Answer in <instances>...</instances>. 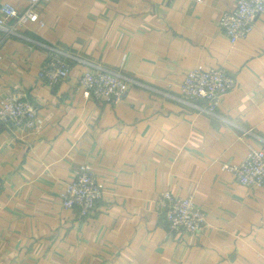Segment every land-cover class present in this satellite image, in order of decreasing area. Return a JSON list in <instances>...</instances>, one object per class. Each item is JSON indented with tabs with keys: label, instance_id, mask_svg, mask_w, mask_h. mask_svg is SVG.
Instances as JSON below:
<instances>
[{
	"label": "crops",
	"instance_id": "obj_1",
	"mask_svg": "<svg viewBox=\"0 0 264 264\" xmlns=\"http://www.w3.org/2000/svg\"><path fill=\"white\" fill-rule=\"evenodd\" d=\"M5 3L30 6L0 0V19ZM236 6L51 0L35 6L44 25L0 27V98L19 92L39 110L35 129L0 122V264H264V186L222 170L249 145L264 149V14L233 46L220 19ZM48 46L72 55L60 84L38 76ZM200 64L236 79L215 115L181 91ZM96 65L128 78L121 104L84 97L81 76ZM85 165L105 186L90 216L61 197ZM165 190L193 196L207 214L201 232L169 228Z\"/></svg>",
	"mask_w": 264,
	"mask_h": 264
},
{
	"label": "built area",
	"instance_id": "obj_2",
	"mask_svg": "<svg viewBox=\"0 0 264 264\" xmlns=\"http://www.w3.org/2000/svg\"><path fill=\"white\" fill-rule=\"evenodd\" d=\"M40 1L51 0H30V6L25 11H19L10 3H5L2 6L4 17L0 19V27L8 32H15L16 27L28 22L44 25L45 22L35 9ZM263 14L264 0H237L234 10L223 13L220 26L229 37L231 45L235 46L252 33L257 19ZM7 18L15 21L12 29L5 27ZM48 48L49 55L38 76L48 84H60L70 76L72 55L57 46ZM78 60L93 65L86 60ZM92 67L93 70L84 71L80 79L84 97L92 96L109 104H121L129 90L128 78L101 66ZM235 87L236 79L226 68L200 64L187 72L181 91L189 101L206 100L207 106L199 109L215 115L223 96ZM0 122L16 128L35 129L39 125L38 107L21 93L13 92L4 99L0 98ZM250 132L251 130L246 131ZM222 170L232 174L242 186L263 187L264 149L249 145L247 155L241 163H223ZM104 195V184L94 176L91 166L85 165L78 178L65 186L61 197L65 209H77L82 216H90L95 213L97 203ZM158 207L164 212L171 230L199 233L206 226L207 214L195 203L193 196L182 197L171 190H165L160 194Z\"/></svg>",
	"mask_w": 264,
	"mask_h": 264
}]
</instances>
